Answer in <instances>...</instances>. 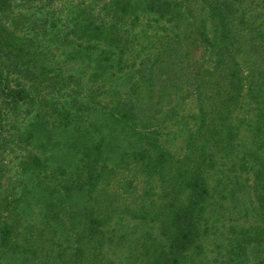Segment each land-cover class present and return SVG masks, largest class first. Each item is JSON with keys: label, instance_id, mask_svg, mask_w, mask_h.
<instances>
[{"label": "trees", "instance_id": "1", "mask_svg": "<svg viewBox=\"0 0 264 264\" xmlns=\"http://www.w3.org/2000/svg\"><path fill=\"white\" fill-rule=\"evenodd\" d=\"M0 264H264V0H0Z\"/></svg>", "mask_w": 264, "mask_h": 264}, {"label": "rangeland", "instance_id": "2", "mask_svg": "<svg viewBox=\"0 0 264 264\" xmlns=\"http://www.w3.org/2000/svg\"><path fill=\"white\" fill-rule=\"evenodd\" d=\"M7 25L10 27L9 30L14 34V2L12 9H10V12L8 13ZM56 51L60 52V50Z\"/></svg>", "mask_w": 264, "mask_h": 264}]
</instances>
